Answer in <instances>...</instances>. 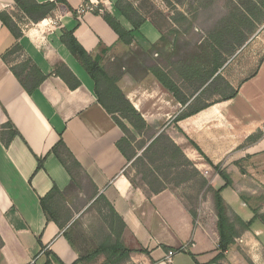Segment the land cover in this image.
<instances>
[{
  "label": "crops",
  "instance_id": "crops-1",
  "mask_svg": "<svg viewBox=\"0 0 264 264\" xmlns=\"http://www.w3.org/2000/svg\"><path fill=\"white\" fill-rule=\"evenodd\" d=\"M34 1L42 5L55 0ZM117 1L66 0L67 5L58 3L45 18L33 22L13 0H0V13H6L20 32L15 39L0 22V264H76L83 254L64 234L88 209L100 207L96 201L101 197L125 225L122 243L134 251L126 264H208L214 257L208 253L219 241L212 202L211 218L204 223L200 197L192 217L176 190L152 194L131 183L128 169L133 158L128 161L117 148L124 135L98 102L92 78L62 43L64 33H72L99 67L118 77L117 88L148 129L158 131L156 136L172 126L171 141L203 172L210 188L218 190L225 184L213 167L228 178L230 185L221 196L229 220L234 214L248 223L257 209L258 215H264V31L253 46L246 43L232 51L212 79L191 95L179 87L191 83L180 76L183 66L171 72V64L161 69L177 84L180 98L187 100L181 105L149 71L162 68L156 62L173 57V47L167 49L168 40L150 20L132 30L118 12ZM127 1L138 6L137 0ZM85 4L96 9L78 15ZM104 13L131 32L130 44L118 39L103 20ZM16 45L19 51L6 57ZM242 57L248 58L244 65L236 61ZM26 60L45 77L31 94L11 70L24 79L29 69L22 72ZM57 72L71 74L79 85L70 89ZM217 77L233 88L235 96L222 102L216 101L229 95L214 97V102L192 107ZM205 105L209 106L201 109ZM194 110L198 111L173 123L180 114ZM60 141L78 170L70 168L58 151L68 172L52 152ZM54 187L60 192L54 203L61 227L40 205ZM230 224L237 229L231 220ZM263 229L255 221L234 240L224 259L230 255L238 263L242 244L252 248L263 242L259 241ZM170 251L175 254L168 263L165 257Z\"/></svg>",
  "mask_w": 264,
  "mask_h": 264
},
{
  "label": "trees",
  "instance_id": "trees-1",
  "mask_svg": "<svg viewBox=\"0 0 264 264\" xmlns=\"http://www.w3.org/2000/svg\"><path fill=\"white\" fill-rule=\"evenodd\" d=\"M16 7L24 13L30 20L33 22H38L45 18L56 6V4L61 3L67 5L66 0H55L54 2L46 3L39 5L34 0H13ZM88 1V0H84ZM148 0H145L147 2ZM184 0H162V2L170 7L172 3L179 4ZM116 8L118 12L128 21L132 30H138L139 27L146 22V20H150V22L158 29L162 30L164 27L168 26L167 21L164 17L160 19H155L151 16H148L150 12L145 10V6L138 5L137 7L133 6L132 3L127 0H118L116 3ZM180 18L178 20L173 19L174 22L179 23L180 21H185L186 18L179 14ZM103 20L106 22L108 27L118 36V39L124 43L125 45L130 44L132 40L131 32H127L112 16L107 13H104ZM0 22L2 26L6 27L14 36L15 39L19 38L20 32L16 30V27L12 23L11 18L6 13H0ZM234 27H239V25H234ZM237 29V28H236ZM233 29L227 28L226 35L228 36L230 33H233ZM225 33V32H224ZM171 34L179 35L176 31H171ZM226 36V37H227ZM246 35H243L241 38V45L246 40ZM224 39V38H223ZM62 43L67 48V50L78 60V62L82 65L84 70L88 73V75L92 78L95 84V94L98 98V102L104 108V110L113 116L116 125L123 133V138L120 139L117 143L118 150L126 157L128 161L131 160L132 155L136 156V154L130 151L129 147L132 143L136 141L135 136L130 132L128 127L124 124V121L127 122L132 129L140 135L142 131L148 129L142 117L137 113V111L129 104V102L124 98L119 89L116 86V82L118 77L109 75L105 72L101 67H99L96 61H93L87 53L81 48L76 39L74 38L72 33H64L61 38ZM162 41H166L165 38L162 37ZM234 44V43H233ZM232 43H228L226 47H229V50L226 53H231L232 47L235 46ZM224 43L219 42L217 39L212 37V44L208 52V60H199V62H195V64L189 63L188 65H184L181 70V75L184 79L187 80H198L199 88H201L204 84H206L212 77L215 75L217 70L222 66V64L226 61L223 57V48ZM19 51V47L16 45L14 48L5 55L9 56L11 53H15ZM4 57V60L5 58ZM201 66L210 67V69H201ZM28 69V73L24 76V79H21L20 75L14 69H11L14 76L20 81L23 88L26 90L28 94H31L38 86L44 81L45 77L34 67H30V61L26 60L22 65V72ZM153 76L158 80V82L169 91L174 98L181 104L185 105L187 100L180 98V90L177 87V84L172 81V79L164 73L162 70L158 68H153L149 70ZM61 79L67 84L70 89L76 88L79 83L73 78L71 74H62L56 73ZM208 87V86H207ZM207 89V88H206ZM205 89V90H206ZM204 90V91H205ZM203 91V92H204ZM202 92V93H203ZM235 96V93H231L228 97L218 100L216 102H222L225 100H229ZM209 105L203 106L201 109L206 108ZM198 110H194L192 112L186 114H180L177 116L173 123L176 124L179 120L187 118L193 114H195ZM8 126H11L10 123H7ZM15 135V131L11 132V137ZM161 136L156 137L143 151V157L136 158V160H146L147 154L152 153L153 149L158 145L161 140ZM251 140V139H250ZM190 145L199 153V155L209 164H212L206 159V157L202 154V152L198 149V147L190 142ZM174 148V152L172 154V158L180 157L184 158V155L180 151V149L171 144ZM58 151H61L64 154L66 160L69 163L70 168L79 169L78 164L74 160V158L67 151L63 143L60 141L54 148L53 153L57 156L60 163L65 167V169L69 172V168L66 166V161L58 155ZM129 154V156H127ZM132 154V155H131ZM155 155V154H154ZM149 160V158H148ZM151 161V159H150ZM39 167H41L42 163L39 162ZM213 167V166H212ZM214 171L218 173L221 179L224 181V186L218 190H213L208 186L207 181L203 180V186L208 194L212 197V204L214 208V213L217 218L216 231L218 234V244L217 248L214 252L208 253V255H214L213 259L208 264H218L222 260H224V254L228 251V249L234 244V240L240 236L241 232L248 231L250 227L254 224L255 221H259L264 225V215H258L257 210L253 212V218L248 223H244L240 220H237V229L233 227L229 223V219L227 217V211L225 202L221 196L222 191L230 185L228 178L223 175V173L219 170L218 167H213ZM148 178L144 177L142 179L145 183V186L149 189V193L156 194L166 189L162 187L156 180L154 181H146ZM72 183L75 185V180L72 178ZM131 183L134 185L133 181ZM138 187V186H136ZM60 195V192L57 188H53L48 195L40 199V205L44 214L48 216V218L53 221L55 224H60V210L59 207H55L54 199L56 196ZM98 204H103L109 215H105L103 213V209L100 207H91L98 214L100 223L98 227L93 231V239L96 242V247L92 252L86 253L82 255L77 260L76 264H89L94 261L99 256L104 258L103 264H126L130 261V255L134 253L130 249L126 248L122 243V233L125 229V225L123 221L118 217L115 213L114 209L108 204V202L103 198H99L96 201V206ZM192 217H194V213H191ZM65 238L68 242L74 246L71 241V234L67 231L64 234ZM45 264H49L46 262Z\"/></svg>",
  "mask_w": 264,
  "mask_h": 264
},
{
  "label": "rangeland",
  "instance_id": "rangeland-1",
  "mask_svg": "<svg viewBox=\"0 0 264 264\" xmlns=\"http://www.w3.org/2000/svg\"><path fill=\"white\" fill-rule=\"evenodd\" d=\"M136 2H138L137 5L145 6L144 9L150 12L148 16L161 20V17H159L161 14L168 23V26L164 27L161 32L170 45L167 49L169 50L172 46L174 53L170 59L156 62L157 65L162 67L160 70H165L168 64L172 66L171 72L174 69V71H177L179 67L192 62L195 64L199 60L207 61L208 53L205 51H209L212 37L224 43L223 53L229 50V47H226L229 42L234 43L235 46L232 47L234 53L246 43H248V46L256 44L257 38L264 31V0H184L179 4L172 3L170 7H167L162 0H148L147 2L145 0H137ZM179 14L183 15L186 20L179 23L174 22L173 19L178 20L180 18ZM237 24L239 27H236V29L234 25ZM227 28H234L233 33L228 36L226 35ZM171 31H176L179 35L171 34ZM243 35L247 36L246 40L239 45ZM232 51L230 54H223L225 60L232 54ZM244 57L240 58V61L238 60L239 58L236 61L240 64L244 62V65L248 61V58ZM227 59H230V57ZM232 65H236V63L234 62ZM206 69L209 70L210 67H206ZM189 82L191 83L187 85L177 82L187 95L193 94L199 88L198 80L194 79ZM232 92L233 88L223 79L217 77L196 98L192 107H197L205 102H214L219 97L228 96ZM214 97L217 99H214ZM127 127L136 139L129 147L130 151L134 152L136 156L131 154L133 160L131 161V167L128 169L129 177L134 185L148 192L149 189L145 186L142 179L147 177L146 181L156 180L162 187L176 190L192 213H195L196 209L199 208L200 197L202 199L201 203H203L201 209L204 214L202 221L204 223L207 222L211 218L212 208L210 206L212 197L203 186V180H207L203 172L201 173L186 158H172L174 148L171 145L173 142L169 137L172 132V126L167 127L166 131L157 136V130L146 129L138 135L129 124ZM158 136H161L162 139L152 153L147 154L146 160H136V158L143 157V151ZM100 205L103 213L109 215L103 204ZM262 212H264V208ZM257 213H259L258 209ZM235 218L236 216L233 214L230 220L237 224V219ZM100 220L96 211L90 208L70 227L71 241L83 255L92 252L96 247L92 234L98 227ZM259 239V241L263 242H259L257 246H252V248L247 244H242L243 251L239 254L241 260L238 263L228 255L229 260H222V264H240V262L241 264H264V236L262 235ZM103 261L104 258L99 256L89 264H103Z\"/></svg>",
  "mask_w": 264,
  "mask_h": 264
},
{
  "label": "built area",
  "instance_id": "built-area-1",
  "mask_svg": "<svg viewBox=\"0 0 264 264\" xmlns=\"http://www.w3.org/2000/svg\"><path fill=\"white\" fill-rule=\"evenodd\" d=\"M96 9V6L95 5H92V4H85L84 7L80 8L78 11H77V14L80 15V14H83L85 12H94V10ZM101 12V11H100ZM218 246L216 245V248ZM175 253L173 251H170L167 253L166 257H165V261L170 263L171 262V258L172 256L174 255Z\"/></svg>",
  "mask_w": 264,
  "mask_h": 264
}]
</instances>
